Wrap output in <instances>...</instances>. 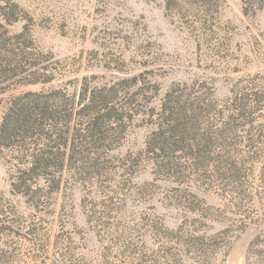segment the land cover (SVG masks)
<instances>
[{
  "label": "rangeland",
  "instance_id": "obj_1",
  "mask_svg": "<svg viewBox=\"0 0 264 264\" xmlns=\"http://www.w3.org/2000/svg\"><path fill=\"white\" fill-rule=\"evenodd\" d=\"M16 1L21 20L10 33L26 26L29 56L59 61L52 86L70 93L115 86V107L133 115L113 123L111 149L65 168L58 189L43 180L26 194L17 189V150L4 149L0 264H256L251 252L264 249V156L247 140L260 137L264 123L254 102L264 90V0H219L204 29L169 15L163 0ZM177 81L197 83L214 129L242 95L250 123L230 136L241 141L231 154L220 151L218 165L193 170L181 156L174 177L157 173L143 150ZM38 88L0 95V114L10 95Z\"/></svg>",
  "mask_w": 264,
  "mask_h": 264
},
{
  "label": "trees",
  "instance_id": "obj_2",
  "mask_svg": "<svg viewBox=\"0 0 264 264\" xmlns=\"http://www.w3.org/2000/svg\"><path fill=\"white\" fill-rule=\"evenodd\" d=\"M163 2L169 15L182 22L192 19L203 29L220 10L219 0ZM20 10L18 1L0 0V95L18 88H39L26 89L8 98L0 114V154L6 148L17 150L12 156L18 169L13 186L26 194L40 180L58 189L63 170L85 165L92 154L111 149L116 143L109 137L110 131L115 130L113 123L130 120L133 114L120 112L115 107L119 100L115 86L92 90L81 86L74 93L52 86L58 73L55 64L59 61L54 56H29L26 48L33 44V39L26 26L18 33H10L9 27L21 20ZM131 80L137 81L138 77ZM159 86L156 84L158 90ZM196 86L194 82L177 81L164 93L155 130L143 150L157 173L179 176L181 172L175 159L181 156L191 160L193 170L212 163L218 165L223 157L220 151L231 154L241 141L230 136L250 123L247 98L242 95L233 102L235 113L223 127L214 129L207 123L211 103L204 94L197 93ZM132 101L129 98L126 103ZM254 102L264 112V90L254 94ZM148 115L154 120L153 110ZM247 146L264 156V123L260 137L248 139ZM218 175L223 178V174ZM251 253L254 263L264 264V249Z\"/></svg>",
  "mask_w": 264,
  "mask_h": 264
}]
</instances>
